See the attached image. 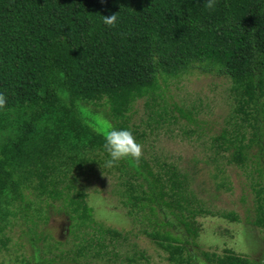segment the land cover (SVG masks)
I'll return each mask as SVG.
<instances>
[{
	"label": "trees",
	"instance_id": "1",
	"mask_svg": "<svg viewBox=\"0 0 264 264\" xmlns=\"http://www.w3.org/2000/svg\"><path fill=\"white\" fill-rule=\"evenodd\" d=\"M115 13L116 26L105 25L103 16ZM196 68L231 78L237 109L254 117L248 143L244 134L227 129L213 137V159L228 153V163L251 161L264 177L258 117L264 97V0H216L213 10L204 0H0V92L7 97L0 108V233L16 219L35 232L57 209L67 213L72 231L84 227L75 234L79 255H88L94 243L93 255H102L107 234L128 239L96 221L78 183L110 159L96 129L105 124L130 129L140 143L148 135L142 125L153 132L176 122L175 112L198 123L194 107L169 100L173 82ZM141 99L147 117L136 124ZM114 167L126 177L120 182L123 205L131 216L148 219L152 230L143 231L170 262L198 264L197 217L217 212L198 199L194 175L144 154L139 162L126 158ZM252 223L264 229V186ZM0 242L7 243L1 234ZM201 255L199 264H264L232 249ZM36 258L37 264H56Z\"/></svg>",
	"mask_w": 264,
	"mask_h": 264
},
{
	"label": "rangeland",
	"instance_id": "2",
	"mask_svg": "<svg viewBox=\"0 0 264 264\" xmlns=\"http://www.w3.org/2000/svg\"><path fill=\"white\" fill-rule=\"evenodd\" d=\"M235 86L231 78L216 71L193 69L173 82L172 98L169 100L185 108L194 107L198 123H189L175 112L176 122L165 123L153 132L147 126L140 127L148 134L140 142L143 154L150 160L154 157L166 159L191 172L194 175L190 176L191 187L198 199L205 208L217 212L216 215L202 214L197 217L200 226L198 264L204 258L202 250L224 254L226 249H232L256 262L264 261V229L252 223L264 177L258 175L255 169L258 165L251 161L243 165L228 163V153H225L226 157L219 154L218 159H213V137L224 129L232 134H244V143L250 141L254 132L250 125L254 121L253 115L246 117L237 109L240 103ZM143 102L141 99L135 107L138 110L134 114L136 124L147 117ZM261 105L263 111L258 113L259 131L263 133L264 140V97ZM258 149L256 143L254 153ZM261 161L264 163V159ZM121 175L114 166L104 164L87 171L78 183L87 193L96 221L105 227L122 230L128 239L115 241L107 234L102 255H93L94 249H98L96 243L92 244L88 255H79V239L75 237L79 231H72L67 213L51 208L49 220L39 221L35 232L16 219L13 225L0 233L2 239H7L5 246L0 242V264H37L36 257L41 261L44 258L54 260L56 264H129L127 256H133L135 264H175L169 261L168 253L143 231L152 230L148 219L131 216L123 205L121 191L124 185L120 182L126 177ZM57 202L58 205L62 201ZM223 214L237 215L239 219L233 220ZM180 229L175 228L176 231ZM87 230L90 229L85 228ZM83 231L84 227L79 234ZM37 250L39 252L35 257L34 251ZM63 253L67 257L63 258Z\"/></svg>",
	"mask_w": 264,
	"mask_h": 264
},
{
	"label": "clouds",
	"instance_id": "3",
	"mask_svg": "<svg viewBox=\"0 0 264 264\" xmlns=\"http://www.w3.org/2000/svg\"><path fill=\"white\" fill-rule=\"evenodd\" d=\"M216 0H204V7L213 10ZM118 20V13L104 15L103 23L109 27H115ZM7 104V97L0 92V108ZM96 131L104 137V149L109 154L110 159L106 161L107 167H113L122 159L132 158L139 162L143 155V146L138 143L130 129H115L109 124H105Z\"/></svg>",
	"mask_w": 264,
	"mask_h": 264
}]
</instances>
